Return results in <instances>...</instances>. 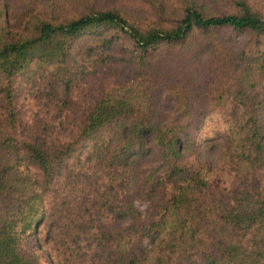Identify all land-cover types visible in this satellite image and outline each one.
Listing matches in <instances>:
<instances>
[{"label":"trees","instance_id":"trees-1","mask_svg":"<svg viewBox=\"0 0 264 264\" xmlns=\"http://www.w3.org/2000/svg\"><path fill=\"white\" fill-rule=\"evenodd\" d=\"M44 1L46 17L21 14L13 32L0 5V264H41L39 250L49 264H264L262 9L180 0L150 25ZM149 7L163 16L162 1ZM197 59L203 77L183 80ZM32 78L48 107L27 116ZM167 103L182 106L171 124Z\"/></svg>","mask_w":264,"mask_h":264},{"label":"rangeland","instance_id":"rangeland-1","mask_svg":"<svg viewBox=\"0 0 264 264\" xmlns=\"http://www.w3.org/2000/svg\"><path fill=\"white\" fill-rule=\"evenodd\" d=\"M57 2V0H53ZM59 2H62V0H58ZM149 1L150 0H88L86 4L92 5L95 7V9H107V8H114V9H119L122 11H125L126 13H129L132 15V17H135L137 19H140L150 25H164L166 24V18L170 19L173 17H178L179 9H180V0H158L162 1L164 4V12L163 16H158L156 14L155 9L149 7ZM206 3H211V0H205ZM251 3H255L257 7L262 9V13L264 14V0H248ZM68 2H73L72 0H65V3ZM39 3V4H38ZM0 5H6L7 6V25L9 28L13 29L12 32L16 29L17 21H18V16L21 14H35L39 13L41 16L46 17L45 15L48 14L50 7L48 4H45V1L42 0L39 2L38 0H0ZM213 8L216 9V11H225L227 10V4L226 0H213ZM74 13V7H71L70 5L67 7V10L65 11L66 16H70ZM176 53V52H175ZM185 56H179V61L178 64L181 62H185L188 60V53H184ZM203 65L204 62H202L201 59H197L192 62H186L183 63L179 69L180 72L185 73V76H183V80L188 79L191 75L197 74L203 77V73L205 70H203ZM92 69V68H91ZM172 69V68H171ZM114 71H119V68H116ZM132 74V70L128 68H123V72L121 74H115L114 72H109L106 70L105 77L108 78L106 81L108 83H118L122 80H125L126 78L130 77ZM214 74V73H213ZM210 74L209 76H211ZM110 76H112L110 78ZM172 79V77H171ZM204 80H199L198 78L194 79L192 82L188 84L189 89L192 91L193 94L200 95L203 93L204 86H202ZM21 89H20V97H19V106L20 109L24 110V114L27 116H31L33 112H36V109L38 107H42L45 109L46 107V102L44 100V97H46L45 93L43 92L40 88V83L35 80L34 78L32 79H27L23 82ZM170 85V81L163 84L161 88L162 92V98H169L173 97L174 95V90L169 89L168 87ZM198 88L195 90L194 87ZM37 91L41 92L40 95L43 94L41 97ZM177 91V90H176ZM160 92V91H159ZM163 109H168L171 111L170 117L166 121L165 124H171L175 121L176 118L179 116V111H181L182 106H178L177 111H175L174 105L172 103H167L165 104V108L163 106ZM216 152H211L207 151L205 153V158L207 161L210 162V164L213 163L214 158H215ZM136 207L141 210L143 207V202L139 199L134 200ZM41 257H40V263L41 264H49L46 257H45V252L42 250H39Z\"/></svg>","mask_w":264,"mask_h":264}]
</instances>
